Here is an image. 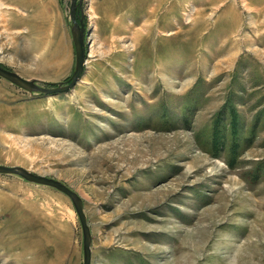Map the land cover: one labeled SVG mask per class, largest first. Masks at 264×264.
Listing matches in <instances>:
<instances>
[{"label":"rangeland","instance_id":"1","mask_svg":"<svg viewBox=\"0 0 264 264\" xmlns=\"http://www.w3.org/2000/svg\"><path fill=\"white\" fill-rule=\"evenodd\" d=\"M71 0H0V66L74 70ZM82 76L0 78V165L82 200L90 264H264V0H80ZM69 197L0 174V264H82Z\"/></svg>","mask_w":264,"mask_h":264},{"label":"water","instance_id":"2","mask_svg":"<svg viewBox=\"0 0 264 264\" xmlns=\"http://www.w3.org/2000/svg\"><path fill=\"white\" fill-rule=\"evenodd\" d=\"M80 5V0H71L69 7V20L71 22L70 33L71 39L75 51V65L74 70L70 77L64 81L53 84H40L36 80H27L0 66V78L10 82L20 89L28 93H39L44 95H54L69 91L74 87L77 80L83 73L85 64V26L82 20L77 18V8ZM0 174L4 175H16L26 180L27 182L48 186L54 188L61 193L65 194L71 200L74 210L78 216L81 230H82V251H83V263L90 264L91 262V233L87 224L86 216L83 211V203L80 197L67 186L61 182L47 178L44 176L36 175L27 171L22 167H9L0 165Z\"/></svg>","mask_w":264,"mask_h":264},{"label":"bare ground","instance_id":"3","mask_svg":"<svg viewBox=\"0 0 264 264\" xmlns=\"http://www.w3.org/2000/svg\"><path fill=\"white\" fill-rule=\"evenodd\" d=\"M85 61H86V60H85ZM81 76H82V75H81ZM81 76H80V77H81ZM79 79H80V78H79ZM79 79L77 80V82L79 81ZM77 82H76V83H77ZM75 85H76V84H75Z\"/></svg>","mask_w":264,"mask_h":264}]
</instances>
